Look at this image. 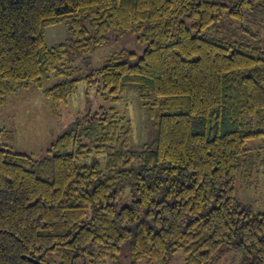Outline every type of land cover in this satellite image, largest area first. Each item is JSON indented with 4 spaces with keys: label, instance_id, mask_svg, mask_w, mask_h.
<instances>
[{
    "label": "trees",
    "instance_id": "trees-1",
    "mask_svg": "<svg viewBox=\"0 0 264 264\" xmlns=\"http://www.w3.org/2000/svg\"><path fill=\"white\" fill-rule=\"evenodd\" d=\"M56 25L66 39L50 45ZM128 34L137 63L124 50L81 74ZM82 82L113 104L135 94L154 137L135 144L100 107L40 159L0 148V264H219L236 248L264 264V213L235 197L264 137L261 0H0V105L34 87L57 107Z\"/></svg>",
    "mask_w": 264,
    "mask_h": 264
},
{
    "label": "rangeland",
    "instance_id": "rangeland-1",
    "mask_svg": "<svg viewBox=\"0 0 264 264\" xmlns=\"http://www.w3.org/2000/svg\"><path fill=\"white\" fill-rule=\"evenodd\" d=\"M261 2L264 4V0ZM45 33L47 43L50 45L63 43L66 39V29L63 25L48 27ZM124 50L134 54L131 63L135 64L143 55L145 46L140 44L137 36L125 35L99 47L91 55L80 58L78 65L82 68L81 74L86 76L90 68L102 67L108 58ZM59 81L60 79L51 77L46 80L45 87H52ZM96 91L95 87L88 89L86 82H82L76 93L70 96L66 103H61L57 107L40 89L34 87L7 96L5 104L0 105V148L40 159L45 155L51 142L67 130L77 118L100 107L112 108L119 116L132 122L135 144L141 145L153 139L154 133L148 114L135 94H126L119 103L113 104L104 100ZM247 148L260 159L257 157L251 169L247 167L240 173L235 197L243 207L251 208L255 213H264V137L250 141ZM184 259V255L179 253L169 264H184ZM49 260H53V257H49ZM105 262L102 264H116L111 259ZM219 264L249 263L242 251L236 248L228 251Z\"/></svg>",
    "mask_w": 264,
    "mask_h": 264
}]
</instances>
